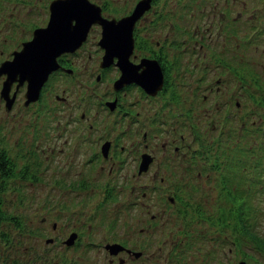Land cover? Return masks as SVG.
Listing matches in <instances>:
<instances>
[{
	"label": "flooded vegetation",
	"instance_id": "flooded-vegetation-1",
	"mask_svg": "<svg viewBox=\"0 0 264 264\" xmlns=\"http://www.w3.org/2000/svg\"><path fill=\"white\" fill-rule=\"evenodd\" d=\"M89 1L100 9L99 20L91 22L83 34L75 30V19H68L71 34L55 55L58 66L47 73L38 93L28 95L27 79L14 73L7 94L2 96L4 82L10 73L2 66L13 60L14 53L21 51L26 41L34 38L38 28L43 29L48 24L52 0L40 3L38 12L42 13V10L47 14L46 22L29 27V37L20 42V46L11 52V57L0 61V101H3L4 110L12 109L19 87L24 88L21 93L23 109L50 97L62 106L61 114L55 107L47 118L54 131L52 146L45 148L44 156L53 160L65 152L64 157L72 164L67 169L59 167L55 171L53 185L48 187H58V191L70 194L79 189L94 191L99 180L93 179L95 185H91L93 181L89 180V175L97 173L99 178L108 175L107 181L99 187L105 191V198L119 202V197L125 195L126 190H131V201L121 205L126 208L140 205L149 210L145 213V221L153 242L166 240L167 229L173 228L177 221H180L178 228L169 239L174 236L181 238L182 234L183 240L185 235L191 234L188 227L194 222L210 221L209 226L213 227V219L223 207L226 193L216 196L218 199L210 204L212 214L203 218L200 215L208 209L200 205L205 190L199 186V181L204 177L208 182L218 180L222 186L227 183L234 195L226 174H230L235 166H242L241 155L245 152L249 153L246 157L251 160L242 163L246 162L248 167L256 164V149L261 155L264 152L262 88L254 81V88L259 92L251 91L246 56L229 57L225 45L231 43L234 48L240 46L245 51L250 43L260 41L264 49V21L262 24L254 23L252 8L251 16L245 18L250 24L247 36H237L232 32L226 34L223 24L231 5L227 3L231 0H222L227 4L224 5L225 14L218 12L214 16L211 9H208L211 14L208 13L207 6L195 7L190 14L185 13L190 24L181 30L175 19L170 20L174 12L154 8L155 0H150L149 8L142 13H132L141 0H123L129 6L120 13L109 11L104 3ZM105 2L109 4L114 0ZM173 2L177 4L180 0ZM104 25L110 30L106 39L103 36ZM106 52L111 56L103 63ZM151 62L156 63L162 82L156 86L147 78L151 84L144 87L138 80L147 77ZM48 85L51 89L45 97ZM248 137L258 140L251 146L252 141ZM62 138L63 147L60 145ZM0 157L3 158L1 177L19 176L29 178L32 183L37 181L35 171L30 173L26 167L15 173V164L3 149ZM42 161L39 158L37 165L41 166ZM47 169L48 165L45 168L43 164V172ZM214 172L218 176L213 175ZM130 180L138 181L130 185ZM175 180L179 182V185L175 184L177 188L172 186L171 195L164 196V191L169 190ZM137 188L141 190L139 196L136 194L139 203L134 198V189L136 191ZM163 197L171 210L150 211ZM194 204L200 205L204 212ZM196 216L200 217L199 220H195ZM51 225L55 230L57 225ZM228 228H224L226 233L223 234L214 230L212 237H208L212 243L206 249L207 255H217L218 250L212 245L225 244L224 235ZM205 229L207 231L200 234L209 235L210 228ZM194 237L192 235L190 242L175 250L182 240L170 243L169 249H159L163 251L153 263L196 264L195 260L188 258L192 255L187 253V248L196 244ZM110 243L121 246L110 248L111 252L106 251L110 254V262L116 259V264H125L127 259L122 254L133 259L143 255V251L131 249L124 243ZM243 245L239 260L254 264L250 261L256 259L252 251L257 249L252 243L248 247L252 251L247 252ZM226 247L231 258L233 249L228 244ZM177 253L180 257L173 258L172 255ZM238 262L230 261L229 264ZM207 264L223 263L209 259Z\"/></svg>",
	"mask_w": 264,
	"mask_h": 264
},
{
	"label": "rangeland",
	"instance_id": "rangeland-1",
	"mask_svg": "<svg viewBox=\"0 0 264 264\" xmlns=\"http://www.w3.org/2000/svg\"><path fill=\"white\" fill-rule=\"evenodd\" d=\"M19 1L24 3H19ZM47 1L49 2V0ZM92 1L100 4L104 3L109 11L115 13L124 12L129 6L127 1L123 3V0H114L109 4L105 2L106 0ZM43 2L45 0H0V61L11 57V52L20 46L23 39L29 37V27L46 22L47 14L42 10V13L38 12L41 7L40 3ZM227 4L231 5L228 6L227 19L223 24L226 34L232 32L237 36H243L242 34L247 36L246 33L250 24L246 22L245 18L251 16L250 11L252 8L254 23L262 24L264 21V0H231ZM227 4L223 3L222 0H180L177 4L172 3V0H155L153 7L158 10H172L174 15H171L170 20L175 19L180 29L185 30L186 24H190V18L186 14L193 12V8L207 6V10L211 9L213 15L216 16L218 12L226 13L224 5ZM30 5L31 7H29ZM235 11H238L239 14H236ZM208 13L211 14L209 10ZM217 17L222 18V15L217 14ZM259 44L260 41L252 42L250 46L245 47V51L240 46L238 49L234 48L231 43L225 46L230 55L229 57L246 56L249 87L251 91L259 92L258 89L254 88L253 82L256 81L262 88L261 94L264 95V49ZM49 85L46 86L45 90L48 91L45 93V97L49 95L51 89ZM23 91L24 88L19 87L17 100L8 112L4 110L3 101H0V150L3 149L8 159L15 164V173L26 167L30 173L35 171L38 179L32 183L29 178L19 176L5 178L0 176L1 206L12 215L18 216L24 225L23 230L8 222L1 226L2 229L9 230L10 241L5 243L6 245L0 244V260L5 261L6 264H10L15 260L18 264H116V259V262H110V254L106 252L104 246H110L111 241H117L124 243L125 246L131 249L143 251V255L137 259L128 258L126 254H122L127 259L125 264H155L153 261L164 248L169 249L171 248L170 243L182 240V234L181 238L174 236L169 239L175 229L178 228L180 221H177L173 228L167 229L168 235L166 237L168 239L153 242L147 231L148 223L145 221V213H148L149 210L142 208L140 205L130 206L129 208L121 205V203L128 204L131 201V190H126L125 195L119 197V202L105 198V191L99 187L102 182L107 181L108 175L102 178H99L97 173L89 175V180L93 181L91 185H95L94 180H99V186L94 191L79 189L76 190V193L70 194L58 191V187H48L53 185L55 171L59 167L65 166L67 169L72 164L71 160L64 157L65 152L53 160L44 156L46 153L45 148L52 146L54 131L52 122L47 123V118L51 116L54 109H56L55 107L59 108V114H61L62 106L50 97L45 98L39 104H33L28 109H23L21 106V93ZM250 138L248 137V140L252 141V146L258 139L252 140ZM63 140L62 138L61 147H63ZM262 142L264 143V141ZM247 154L249 153L245 152L241 155L240 163L242 166L237 165L230 174H225L230 179V185L234 189L237 200L233 206L239 208L246 226L249 227V232L241 229L234 231L229 227L227 234L224 235L225 244L212 245L218 251L217 255L211 257L207 255L208 250H206L209 244L212 243L208 237H212L210 235L214 234V230L218 232L220 229L209 226L210 221L194 222L188 227L191 234L185 235L174 250L190 242V237L195 235L193 240L196 244L187 248V253L192 255L188 258L195 260L196 264H207L209 259L220 260L223 264H229L230 261H239L241 246L244 242H246V245H243V248L247 252L252 251L248 248L252 243L254 248L257 249L256 252L252 251L256 259H252L250 262L254 264H263L264 262V181L261 180L263 177L260 175L261 178L256 181V184H251V189L245 191L248 185L245 184L248 166L246 162H243L245 164L244 168L242 161L251 160V158L246 157ZM39 158L43 159L41 166L37 165ZM254 160L255 158H252V161ZM43 164H45V168L48 165L46 172H43ZM258 169L263 170L260 166ZM213 175L218 176L215 172ZM136 181L138 180H130V185L137 183ZM175 184L179 185L178 180H175L169 190L164 191V196L171 195L172 186H175ZM199 186L205 190L204 200L200 205L208 209V213L204 212L200 205H194L204 212L200 216L205 218L213 212L210 204L218 199L216 196L220 194L221 185L218 180L208 182L203 177L199 181ZM175 188L177 187L175 186ZM140 191L138 188L136 191L134 189V198L138 200L137 203L140 200L137 199L136 194L139 196ZM163 208H166L167 212L171 210L164 197L157 204V207L156 205L151 207L150 211L161 212ZM199 218L196 216L195 220H199ZM52 223L57 225L55 230L52 229ZM184 223L185 220L182 227ZM208 227L211 231L209 235L200 234L204 230L206 232L207 229L205 228ZM72 231L77 233L78 238L73 246L67 247L63 244V240ZM48 238L53 240L48 242L46 240ZM227 244L233 249L231 258L227 255ZM159 249L163 250L159 251ZM172 256L173 258L180 257L178 253ZM207 256L208 261L206 260ZM172 263L174 262L169 261V264ZM246 263L250 264L248 260H246Z\"/></svg>",
	"mask_w": 264,
	"mask_h": 264
},
{
	"label": "water",
	"instance_id": "water-1",
	"mask_svg": "<svg viewBox=\"0 0 264 264\" xmlns=\"http://www.w3.org/2000/svg\"><path fill=\"white\" fill-rule=\"evenodd\" d=\"M150 0H141L135 7L132 13H142L149 8ZM50 17L45 28H38L34 34V38L24 43L21 51L14 53V58L6 62L2 67L4 70L9 69L10 73L4 82L2 88V96H5L8 91V86L13 78L14 73H18L19 77L28 81V95L37 94L40 85L46 79L47 73L55 68V55L63 42L69 38L71 30L69 29L70 21L75 19V30H80L85 33L86 27L93 21L100 18V9L91 3L89 0H52L49 5ZM135 15V14H134ZM82 25V26H80ZM110 30L108 26L103 27L104 39L108 37ZM67 45V44H66ZM111 53L106 52L103 58V63L109 61ZM157 72H156V71ZM149 73L147 77L138 80L144 87H150L153 82L156 86L161 85V73L157 69L154 62L150 63ZM156 72V74L154 73ZM155 74V77H154ZM149 78V83L146 79ZM155 86V87H156ZM155 93V92H154ZM65 241V244H71L76 235L71 233ZM47 241H51L49 238ZM115 245L107 246L113 248ZM240 264H244L240 262Z\"/></svg>",
	"mask_w": 264,
	"mask_h": 264
},
{
	"label": "trees",
	"instance_id": "trees-1",
	"mask_svg": "<svg viewBox=\"0 0 264 264\" xmlns=\"http://www.w3.org/2000/svg\"><path fill=\"white\" fill-rule=\"evenodd\" d=\"M2 164H3V158L0 157V165ZM224 185H225L224 190L226 191L225 196L228 201L226 205H223L220 212L215 216L216 217L215 224L218 225L219 228H221L220 230L221 234L226 233V231H224V228H226L227 226L231 227L234 231L241 229L245 232H249V227L246 226V222L244 221V217L240 213L239 208L237 206L236 207L233 206L237 201L235 195H232L227 183H225ZM5 222L12 224L14 227H17L20 230L24 229V225L21 222L20 218L6 211L1 206V200H0V244L2 245L3 244L6 245L5 243L10 241L9 230L5 228L2 229L1 227ZM0 264H6V262L0 260ZM10 264H18V262L15 260Z\"/></svg>",
	"mask_w": 264,
	"mask_h": 264
}]
</instances>
